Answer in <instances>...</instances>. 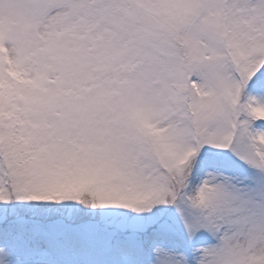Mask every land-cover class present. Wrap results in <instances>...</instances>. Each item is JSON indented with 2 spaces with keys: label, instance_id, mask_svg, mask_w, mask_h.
<instances>
[{
  "label": "snow or ice",
  "instance_id": "snow-or-ice-1",
  "mask_svg": "<svg viewBox=\"0 0 264 264\" xmlns=\"http://www.w3.org/2000/svg\"><path fill=\"white\" fill-rule=\"evenodd\" d=\"M0 264H264V0H0Z\"/></svg>",
  "mask_w": 264,
  "mask_h": 264
}]
</instances>
